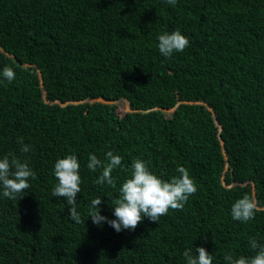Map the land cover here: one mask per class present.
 <instances>
[{
  "label": "trees",
  "instance_id": "16d2710c",
  "mask_svg": "<svg viewBox=\"0 0 264 264\" xmlns=\"http://www.w3.org/2000/svg\"><path fill=\"white\" fill-rule=\"evenodd\" d=\"M177 30L189 46L165 58L156 37ZM5 67L15 78L0 75V158L27 162L35 179L18 200L0 189V264H185L198 247L226 264L229 252L255 255L249 238L264 244V0H0ZM108 151L123 158L115 187L86 167ZM67 155L80 164L84 224L52 196ZM137 158L164 181L187 168L197 192L134 230L93 224L97 197L115 219ZM244 194L258 202L246 223L230 214Z\"/></svg>",
  "mask_w": 264,
  "mask_h": 264
},
{
  "label": "clouds",
  "instance_id": "9594fccd",
  "mask_svg": "<svg viewBox=\"0 0 264 264\" xmlns=\"http://www.w3.org/2000/svg\"><path fill=\"white\" fill-rule=\"evenodd\" d=\"M164 3L175 6L177 0H164ZM159 53L165 58L173 53L183 52L189 46V40L178 30L162 32L156 37ZM0 75L9 83L15 78L14 71L5 67ZM23 137L18 138L17 143L21 144L20 151L29 153L32 146L23 143ZM11 157V158H10ZM122 157L108 151L104 155V161L97 158L94 154H89L86 167L96 172L101 169V174L95 180L98 185H107L115 187V181L112 177L114 169L122 166ZM80 164L75 155H67L64 158L57 159L54 164L53 175L57 183L52 188L53 197H63L69 205L70 221L79 225L84 224L80 212L77 211L76 196L80 193L81 177L79 175ZM178 175L171 178L170 181H164L149 171L146 163L137 158L131 163L129 178H126L119 187V197L112 200L113 220L100 215L98 205L101 204V198L97 197L91 200L88 217H91L92 223L101 225L107 223L117 233L121 230H134L147 217L151 222L156 221L166 215L171 210H182L184 204L190 196L197 192V186L190 177L189 171L183 166L176 168ZM29 178L35 179L34 171L28 166L27 162L9 154L0 158V189L2 195L8 199H20V194L30 188ZM258 202L249 194H244L242 198L237 199L231 206L230 214L234 221L248 222L254 219ZM249 246L255 252L253 256L235 257L231 252L226 253L224 260L226 264H264V244L257 242L255 238H249ZM187 248L182 252L185 264H213V256L209 255L205 248L195 249Z\"/></svg>",
  "mask_w": 264,
  "mask_h": 264
},
{
  "label": "rangeland",
  "instance_id": "374dc122",
  "mask_svg": "<svg viewBox=\"0 0 264 264\" xmlns=\"http://www.w3.org/2000/svg\"><path fill=\"white\" fill-rule=\"evenodd\" d=\"M124 109H125V111H128V106L124 105Z\"/></svg>",
  "mask_w": 264,
  "mask_h": 264
}]
</instances>
